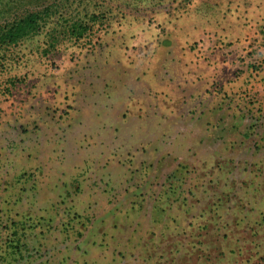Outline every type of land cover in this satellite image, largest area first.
<instances>
[{
  "label": "rangeland",
  "instance_id": "374dc122",
  "mask_svg": "<svg viewBox=\"0 0 264 264\" xmlns=\"http://www.w3.org/2000/svg\"><path fill=\"white\" fill-rule=\"evenodd\" d=\"M106 8L8 54L0 264H264V0Z\"/></svg>",
  "mask_w": 264,
  "mask_h": 264
},
{
  "label": "trees",
  "instance_id": "16d2710c",
  "mask_svg": "<svg viewBox=\"0 0 264 264\" xmlns=\"http://www.w3.org/2000/svg\"><path fill=\"white\" fill-rule=\"evenodd\" d=\"M86 0H0V74L10 61L9 53L25 40L45 31L49 48L57 49L66 42L93 43L97 35L109 27L99 25L102 18L108 22L113 16L111 8L104 9L109 0H89L101 11L86 12L79 7ZM143 3L146 0H133Z\"/></svg>",
  "mask_w": 264,
  "mask_h": 264
}]
</instances>
